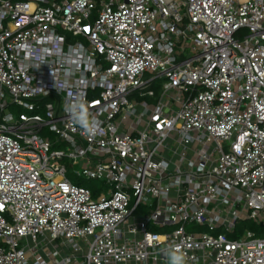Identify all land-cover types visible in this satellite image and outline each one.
Instances as JSON below:
<instances>
[{
  "label": "built area",
  "instance_id": "obj_1",
  "mask_svg": "<svg viewBox=\"0 0 264 264\" xmlns=\"http://www.w3.org/2000/svg\"><path fill=\"white\" fill-rule=\"evenodd\" d=\"M250 220L264 0H0V264H264Z\"/></svg>",
  "mask_w": 264,
  "mask_h": 264
},
{
  "label": "rangeland",
  "instance_id": "obj_2",
  "mask_svg": "<svg viewBox=\"0 0 264 264\" xmlns=\"http://www.w3.org/2000/svg\"><path fill=\"white\" fill-rule=\"evenodd\" d=\"M162 84H163V81H161V84H160V81H158V83H157L158 90H159V87H160L159 93H161V85ZM11 110L13 112H15L16 114L19 113L20 111H22L20 108H17V107H13V108H11ZM42 114H43V116L46 117V112H43ZM44 133L46 135L50 136L51 138H53L54 140L58 139L57 135L51 133L48 130L44 131ZM58 148L59 149H67V146L65 144H63V145H59ZM77 169H80V167L79 166H75V167L69 166L68 177L70 178V180L72 182H76V183L81 182V184L89 187L93 191L103 187V183L101 181H99V180H85V179H82L81 177H79L76 174L77 173ZM148 210L140 207V211L139 212L140 213H145V212H148ZM152 227H153V225H151V228ZM248 230H252V231L256 232L257 237L264 236V225H260V224H258L256 222L252 221V220H250V221H240L238 223L237 229L234 232H226V231L225 232L227 233V235L230 238L240 239V238H243L245 236L246 231H248ZM157 231L162 233V232H165V229L164 230H157Z\"/></svg>",
  "mask_w": 264,
  "mask_h": 264
},
{
  "label": "clouds",
  "instance_id": "obj_3",
  "mask_svg": "<svg viewBox=\"0 0 264 264\" xmlns=\"http://www.w3.org/2000/svg\"><path fill=\"white\" fill-rule=\"evenodd\" d=\"M65 111L87 134L94 135L97 132L96 119L89 113L86 101L82 96L74 101H69L66 104ZM167 255L168 264H184L183 255L175 247L170 246L167 249Z\"/></svg>",
  "mask_w": 264,
  "mask_h": 264
}]
</instances>
